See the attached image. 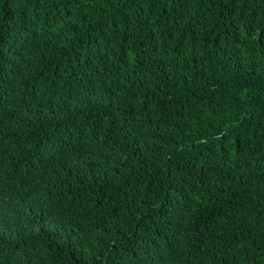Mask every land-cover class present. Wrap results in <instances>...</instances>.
Returning <instances> with one entry per match:
<instances>
[{"label": "trees", "instance_id": "16d2710c", "mask_svg": "<svg viewBox=\"0 0 264 264\" xmlns=\"http://www.w3.org/2000/svg\"><path fill=\"white\" fill-rule=\"evenodd\" d=\"M0 264H264V0H0Z\"/></svg>", "mask_w": 264, "mask_h": 264}]
</instances>
